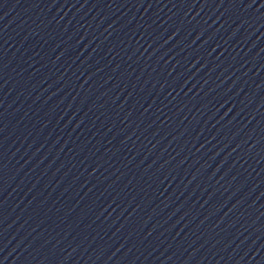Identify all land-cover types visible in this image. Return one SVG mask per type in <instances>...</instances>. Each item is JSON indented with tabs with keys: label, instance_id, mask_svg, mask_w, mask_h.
I'll list each match as a JSON object with an SVG mask.
<instances>
[{
	"label": "water",
	"instance_id": "95a60500",
	"mask_svg": "<svg viewBox=\"0 0 264 264\" xmlns=\"http://www.w3.org/2000/svg\"><path fill=\"white\" fill-rule=\"evenodd\" d=\"M0 264H264V0H0Z\"/></svg>",
	"mask_w": 264,
	"mask_h": 264
}]
</instances>
